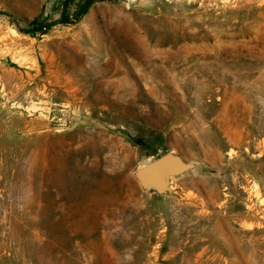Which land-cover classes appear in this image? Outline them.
<instances>
[{
    "label": "rangeland",
    "instance_id": "374dc122",
    "mask_svg": "<svg viewBox=\"0 0 264 264\" xmlns=\"http://www.w3.org/2000/svg\"><path fill=\"white\" fill-rule=\"evenodd\" d=\"M63 4L0 0V264H264V0Z\"/></svg>",
    "mask_w": 264,
    "mask_h": 264
},
{
    "label": "trees",
    "instance_id": "16d2710c",
    "mask_svg": "<svg viewBox=\"0 0 264 264\" xmlns=\"http://www.w3.org/2000/svg\"><path fill=\"white\" fill-rule=\"evenodd\" d=\"M96 1L99 0H64L62 15L58 23L76 24L80 22ZM52 26L53 24L36 21L29 26L26 33L32 36L46 34Z\"/></svg>",
    "mask_w": 264,
    "mask_h": 264
},
{
    "label": "water",
    "instance_id": "95a60500",
    "mask_svg": "<svg viewBox=\"0 0 264 264\" xmlns=\"http://www.w3.org/2000/svg\"><path fill=\"white\" fill-rule=\"evenodd\" d=\"M141 141V140H140ZM189 168L179 156L169 153L152 161L148 166L140 172V177L143 181H155L161 188L163 177L168 174L184 171Z\"/></svg>",
    "mask_w": 264,
    "mask_h": 264
}]
</instances>
